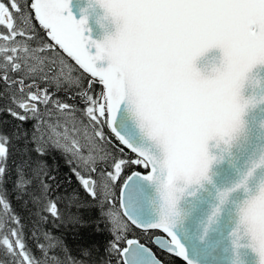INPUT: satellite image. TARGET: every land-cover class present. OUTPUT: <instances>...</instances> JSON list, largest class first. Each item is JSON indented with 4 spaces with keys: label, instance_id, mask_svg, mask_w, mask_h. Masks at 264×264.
I'll return each instance as SVG.
<instances>
[{
    "label": "snow or ice",
    "instance_id": "obj_1",
    "mask_svg": "<svg viewBox=\"0 0 264 264\" xmlns=\"http://www.w3.org/2000/svg\"><path fill=\"white\" fill-rule=\"evenodd\" d=\"M165 255L264 264V0H0V264Z\"/></svg>",
    "mask_w": 264,
    "mask_h": 264
},
{
    "label": "trees",
    "instance_id": "obj_2",
    "mask_svg": "<svg viewBox=\"0 0 264 264\" xmlns=\"http://www.w3.org/2000/svg\"><path fill=\"white\" fill-rule=\"evenodd\" d=\"M141 238L144 240V242H147V238L141 234ZM68 239L70 242H76V243H92L93 241H96L99 244H103V235L100 233H97L93 231L91 228L84 231L83 235L79 238H74L71 233L68 234ZM165 260L169 262V264H182V261H180L178 258H173L170 256L165 255Z\"/></svg>",
    "mask_w": 264,
    "mask_h": 264
}]
</instances>
